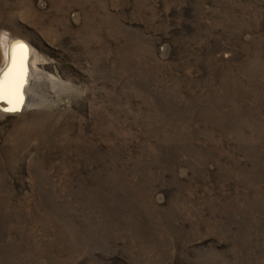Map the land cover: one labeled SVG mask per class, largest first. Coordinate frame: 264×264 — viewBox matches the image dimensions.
Segmentation results:
<instances>
[{"label": "rangeland", "instance_id": "obj_1", "mask_svg": "<svg viewBox=\"0 0 264 264\" xmlns=\"http://www.w3.org/2000/svg\"><path fill=\"white\" fill-rule=\"evenodd\" d=\"M3 36L0 264H264V0H0Z\"/></svg>", "mask_w": 264, "mask_h": 264}, {"label": "bare ground", "instance_id": "obj_2", "mask_svg": "<svg viewBox=\"0 0 264 264\" xmlns=\"http://www.w3.org/2000/svg\"><path fill=\"white\" fill-rule=\"evenodd\" d=\"M18 43L9 38L8 36H3L1 39V45L4 47V53H5V64L0 68V82L2 79L7 78V83L4 85L6 90L0 91V96H7L8 100L11 102V104H16L18 100H14L15 98L21 99L23 97V94L21 95V90L25 92L26 83L22 86L21 85V79L24 76L21 70V67L23 66L24 60L28 59V52L24 45L18 44L16 46V53L15 55L10 54V50L14 49L13 45H17ZM12 47V49H11ZM12 56V57H11ZM33 67L36 68L35 62L36 58H33ZM23 75V76H22ZM26 81V80H24ZM1 87V86H0ZM26 94V93H25ZM32 95V94H31ZM30 97V96H29ZM35 102V101H34Z\"/></svg>", "mask_w": 264, "mask_h": 264}]
</instances>
